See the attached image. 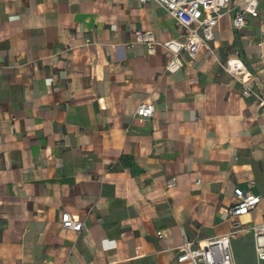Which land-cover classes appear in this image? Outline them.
<instances>
[{
  "label": "crops",
  "instance_id": "1",
  "mask_svg": "<svg viewBox=\"0 0 264 264\" xmlns=\"http://www.w3.org/2000/svg\"><path fill=\"white\" fill-rule=\"evenodd\" d=\"M233 2L170 73L161 45L136 43L183 34L152 1L0 0V264H191L178 246L228 232L237 188L262 197L242 222H264V111L223 68L240 57L264 96V27L235 30ZM233 254L264 264L251 233Z\"/></svg>",
  "mask_w": 264,
  "mask_h": 264
},
{
  "label": "built area",
  "instance_id": "2",
  "mask_svg": "<svg viewBox=\"0 0 264 264\" xmlns=\"http://www.w3.org/2000/svg\"><path fill=\"white\" fill-rule=\"evenodd\" d=\"M142 3L154 2L165 9L183 28L180 39L158 41L151 31L135 30L136 43L147 46L150 54L154 53L156 45H161L169 61L164 67L166 72L174 73L184 65V58L195 59L203 48L210 49L217 27L224 13L232 9L233 0H140ZM261 0H242L243 9L232 19L235 30L247 26V17L256 18L264 27V14L260 8ZM225 72L241 84L242 95L253 98L260 111H264V96L258 90L257 82H253L252 73L240 57L227 59L223 65ZM154 105L141 102L136 108V116L140 121L153 116ZM174 179L167 180L170 187ZM234 202L227 209L225 218L230 222L228 232L204 241L185 240L178 246L177 261L191 264H237L233 254V242L238 237L251 233L254 240L255 253L260 262L264 261V222L261 224L243 223L241 218L249 214L261 202L262 197L247 190H234ZM61 227L80 232L83 222L78 216L68 212L63 213ZM162 238V232H158Z\"/></svg>",
  "mask_w": 264,
  "mask_h": 264
}]
</instances>
